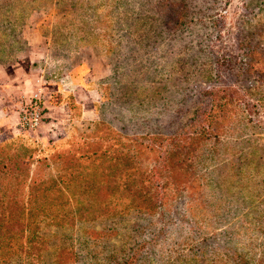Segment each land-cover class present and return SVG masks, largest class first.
I'll use <instances>...</instances> for the list:
<instances>
[{"label": "rangeland", "instance_id": "rangeland-1", "mask_svg": "<svg viewBox=\"0 0 264 264\" xmlns=\"http://www.w3.org/2000/svg\"><path fill=\"white\" fill-rule=\"evenodd\" d=\"M37 86L43 122L21 131ZM211 100L215 135L152 184L153 136H192ZM115 133L147 148L106 188L98 138ZM0 176V194L35 198L42 238L39 259L10 264H264V0H0Z\"/></svg>", "mask_w": 264, "mask_h": 264}, {"label": "trees", "instance_id": "trees-1", "mask_svg": "<svg viewBox=\"0 0 264 264\" xmlns=\"http://www.w3.org/2000/svg\"><path fill=\"white\" fill-rule=\"evenodd\" d=\"M177 27L178 24H174V29ZM260 61L262 60L253 57V51L248 50V76L262 73L259 70L257 71L254 66V64ZM243 65L245 66V64ZM207 95L211 96V93L209 92ZM225 97L226 95L222 98ZM224 105L225 104L220 103L216 104L214 100H211L208 108L200 111L203 118L202 122L207 123V125H203L204 127L192 136L183 137L182 134H172L163 137L153 136L154 141H152V143L158 151H160L159 147L164 149V157L154 160L155 164H153V167L149 171L147 180L152 181V184L159 182V180L169 183L171 180L175 179V174L177 172L182 173L183 166L185 167V163L191 158V152L188 153L190 144H194L198 142V140L202 141L203 139H209V137L215 135L217 128V126H215L216 119L219 118L217 111L225 114L226 108ZM100 138L101 143H104V145L97 156V159H99L97 162L99 168L97 179L105 185L104 187L108 188L109 184L112 185L116 183L120 178L122 172L120 168L122 159L125 158V160L129 162V165L132 166L133 170H137L136 160L139 157L137 154L139 151L138 148L142 147L141 149H146L147 146H143V144L139 142L141 138L130 137L123 140L124 137L116 133L113 135L109 134L108 137L105 136V139H103L104 137H99L98 139ZM122 140L125 142H122ZM98 145L97 147H100ZM133 146V150L130 151ZM124 147H127V149ZM153 152H155V150ZM94 155L95 152L90 154V156ZM92 160L94 161L95 158ZM3 174L6 175V173ZM49 184H54V181H50ZM38 185L32 186L29 191H33ZM95 187L94 189L97 188L98 192L103 193V188L100 186ZM4 189L9 191L7 188ZM154 190H156V184L154 185ZM82 193L86 195V191L83 190ZM33 199H35L33 196L28 195L26 207H24L22 199L18 200L14 197L0 194V264H10L14 261H21L23 256L26 260L31 259L30 261L40 258L39 256L41 254L39 248L42 238L38 236L40 228H35L33 226L38 220L37 215H34L31 211V209H33V204L31 205ZM158 200V198H155L153 200V205L149 207L146 206L148 211L157 207ZM77 202H79L80 205L85 204L84 201L80 202L77 200ZM64 203L65 202L60 197L51 198L49 200L45 199L41 202L38 209H41V213L44 214V219L48 218V220H51L55 218L57 212L63 209ZM51 205L53 207H50ZM140 205V202L130 199L128 204H122V207L123 209L130 210L131 208L139 209ZM55 206H59L60 209L55 208ZM52 208H55L54 213ZM24 210L26 211L25 214H23Z\"/></svg>", "mask_w": 264, "mask_h": 264}, {"label": "built area", "instance_id": "built-area-1", "mask_svg": "<svg viewBox=\"0 0 264 264\" xmlns=\"http://www.w3.org/2000/svg\"><path fill=\"white\" fill-rule=\"evenodd\" d=\"M17 108L19 129L26 132L36 130L43 122L46 110L41 86H37L28 96H19Z\"/></svg>", "mask_w": 264, "mask_h": 264}]
</instances>
